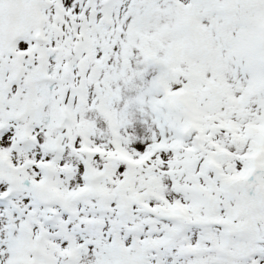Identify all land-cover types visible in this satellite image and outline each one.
I'll list each match as a JSON object with an SVG mask.
<instances>
[{
	"label": "snow or ice",
	"instance_id": "snow-or-ice-1",
	"mask_svg": "<svg viewBox=\"0 0 264 264\" xmlns=\"http://www.w3.org/2000/svg\"><path fill=\"white\" fill-rule=\"evenodd\" d=\"M0 264H264V0H0Z\"/></svg>",
	"mask_w": 264,
	"mask_h": 264
}]
</instances>
